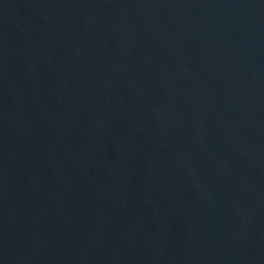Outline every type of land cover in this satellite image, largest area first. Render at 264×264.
Returning <instances> with one entry per match:
<instances>
[{"label":"water","instance_id":"1","mask_svg":"<svg viewBox=\"0 0 264 264\" xmlns=\"http://www.w3.org/2000/svg\"><path fill=\"white\" fill-rule=\"evenodd\" d=\"M0 264H264V0H0Z\"/></svg>","mask_w":264,"mask_h":264}]
</instances>
